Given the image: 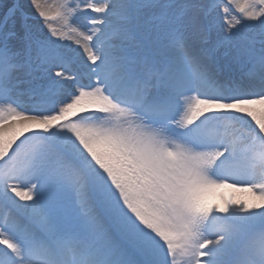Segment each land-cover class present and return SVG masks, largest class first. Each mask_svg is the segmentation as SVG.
Returning <instances> with one entry per match:
<instances>
[{"label":"snow or ice","instance_id":"snow-or-ice-1","mask_svg":"<svg viewBox=\"0 0 264 264\" xmlns=\"http://www.w3.org/2000/svg\"><path fill=\"white\" fill-rule=\"evenodd\" d=\"M0 264H264V0H0Z\"/></svg>","mask_w":264,"mask_h":264},{"label":"rangeland","instance_id":"rangeland-1","mask_svg":"<svg viewBox=\"0 0 264 264\" xmlns=\"http://www.w3.org/2000/svg\"><path fill=\"white\" fill-rule=\"evenodd\" d=\"M57 4L55 3L54 1V5ZM223 191V195L230 198V199H236V200H239V199H242L244 198L245 195H247L246 193H243V192H238V196H234L232 194L229 193V189H225V190H222Z\"/></svg>","mask_w":264,"mask_h":264},{"label":"bare ground","instance_id":"bare-ground-1","mask_svg":"<svg viewBox=\"0 0 264 264\" xmlns=\"http://www.w3.org/2000/svg\"><path fill=\"white\" fill-rule=\"evenodd\" d=\"M54 1H55V3H59L60 2V0H46V2L48 3V4H50V5H54ZM27 2V0H25V3ZM238 14V13H237ZM53 23H55V22H53ZM229 193L230 194H232V195H234V196H238V192L237 191H234V190H232V189H229ZM246 196V195H245ZM244 196V197H245Z\"/></svg>","mask_w":264,"mask_h":264}]
</instances>
